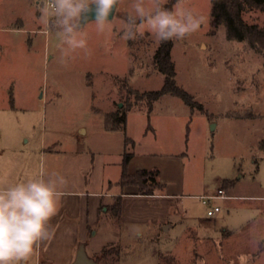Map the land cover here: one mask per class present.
<instances>
[{
  "label": "rangeland",
  "instance_id": "1",
  "mask_svg": "<svg viewBox=\"0 0 264 264\" xmlns=\"http://www.w3.org/2000/svg\"><path fill=\"white\" fill-rule=\"evenodd\" d=\"M131 2L121 0L111 32L88 26L90 54L64 57L55 31L44 34L35 0H0V172L30 178L43 168L46 178L62 175L74 188L79 177L94 180V163L104 165L98 178L119 179L126 151L180 153L187 191L213 194L231 178L239 192L264 194V56L247 41L227 38L226 27L214 23L212 0H185L204 22L173 40L172 60L177 85L198 104L173 94L150 100L145 93L165 82L155 63L160 42L148 32L134 41L121 38ZM244 17L264 26V11L248 9ZM117 109L127 114L126 129L107 130L106 114ZM185 221L203 234L199 219ZM130 226L124 246H109L113 264H160L161 252L191 262L194 247L182 227L159 229L154 237L141 226L138 237ZM100 227L92 243L103 247L108 233ZM215 241L203 247L197 264H223ZM39 260L35 253L28 264H57Z\"/></svg>",
  "mask_w": 264,
  "mask_h": 264
},
{
  "label": "crops",
  "instance_id": "2",
  "mask_svg": "<svg viewBox=\"0 0 264 264\" xmlns=\"http://www.w3.org/2000/svg\"><path fill=\"white\" fill-rule=\"evenodd\" d=\"M80 131L85 133L86 129L80 128ZM185 167L184 157L180 153L133 152L128 165L130 173L140 169L159 168L161 182L165 183L164 190L144 195L139 193L136 185L123 187L118 184L120 178L113 179L110 175H106V180L98 178L97 173L104 172V165L94 163V180L79 177L80 187L71 188L66 185L63 188L65 195L60 201L57 215L51 221L54 234L37 249V260L72 264L79 244L84 242L89 255L99 257L98 264L107 261V264L116 263V257L112 254L105 257L100 254L105 246H124L126 240L132 237L131 224L136 226L135 235L138 237L143 235L139 228L141 226L148 227L150 236L154 237L158 236L159 229L169 231L182 227L189 245L194 247L189 264L196 260L203 261V247H208L214 239L219 241H215L212 248L219 254L223 264H264V245L257 248L253 244L254 237L264 235V194L239 192L236 180L232 185L222 187L227 178H224L213 194L210 191L202 194L187 191ZM28 178L12 175L9 171L5 174L0 172V181L5 183H18ZM105 184L107 189H104ZM219 189H224L227 196L206 199L217 194ZM118 199L121 209L115 214L112 208ZM215 206H219L220 210L209 215V210ZM224 208L228 209L227 214H221ZM210 216H215V224H209ZM189 219L201 221L202 235L199 226L183 222H188ZM96 227L108 233V244L103 247L92 243L99 233ZM239 238L242 239L241 244ZM176 259L178 260L177 257Z\"/></svg>",
  "mask_w": 264,
  "mask_h": 264
},
{
  "label": "clouds",
  "instance_id": "3",
  "mask_svg": "<svg viewBox=\"0 0 264 264\" xmlns=\"http://www.w3.org/2000/svg\"><path fill=\"white\" fill-rule=\"evenodd\" d=\"M121 0H35L44 34L55 31L61 41V54L88 50L87 28L97 33L113 30ZM168 0H132L131 11L121 20V38L136 40L148 32L160 43L183 40L197 32L204 18L176 0L171 9ZM93 20L94 22H90ZM67 180L53 173L41 172L26 181H0V264H28L40 245L54 234L51 221L65 195ZM138 234V233H137ZM257 248L264 245V235L253 238Z\"/></svg>",
  "mask_w": 264,
  "mask_h": 264
},
{
  "label": "trees",
  "instance_id": "4",
  "mask_svg": "<svg viewBox=\"0 0 264 264\" xmlns=\"http://www.w3.org/2000/svg\"><path fill=\"white\" fill-rule=\"evenodd\" d=\"M212 2L214 23L216 26L224 25L226 27L227 38L230 40L247 41L255 51L264 56V26L258 23H250L244 17L248 9L253 8L264 11V0H212ZM175 3L176 0H168L165 6L171 9ZM172 46L173 40L160 43L155 53V63L165 75L164 86L160 90L147 91L145 95L149 96L150 100H155L164 94H173L184 98L194 107L198 103L194 101L193 96L177 85L175 64L172 60ZM13 98L12 96V100ZM200 106L202 107L201 104ZM126 125L127 114L122 109H117L106 114L105 128L107 130H125ZM132 156L133 152L126 151L124 153L122 172L118 184L123 187L126 185H136L139 188V193L144 195H152L156 191L164 190L165 183L161 182V170L159 168L140 169L135 173L129 172L128 165ZM234 181L226 179L222 187H228V184L232 185ZM119 200L112 208L115 214H118L121 209ZM112 248L105 246L100 256L105 257L110 255ZM159 262L160 264H179L174 255L162 252L159 254ZM192 264L197 263L194 261Z\"/></svg>",
  "mask_w": 264,
  "mask_h": 264
},
{
  "label": "water",
  "instance_id": "5",
  "mask_svg": "<svg viewBox=\"0 0 264 264\" xmlns=\"http://www.w3.org/2000/svg\"><path fill=\"white\" fill-rule=\"evenodd\" d=\"M93 21V20H90ZM99 257H92L89 255L86 243L81 242L77 249L75 260L72 264H98Z\"/></svg>",
  "mask_w": 264,
  "mask_h": 264
},
{
  "label": "built area",
  "instance_id": "6",
  "mask_svg": "<svg viewBox=\"0 0 264 264\" xmlns=\"http://www.w3.org/2000/svg\"><path fill=\"white\" fill-rule=\"evenodd\" d=\"M227 193L224 189H219L218 193L212 196L207 197L206 199L211 200L213 198H219V197H226ZM220 207L219 206H215L212 210H209L208 214L209 215H213L215 212L219 211Z\"/></svg>",
  "mask_w": 264,
  "mask_h": 264
}]
</instances>
